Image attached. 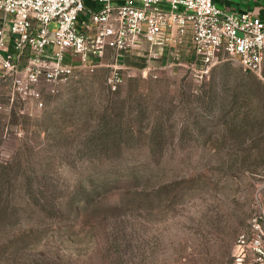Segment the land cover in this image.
<instances>
[{
  "label": "rangeland",
  "instance_id": "rangeland-1",
  "mask_svg": "<svg viewBox=\"0 0 264 264\" xmlns=\"http://www.w3.org/2000/svg\"><path fill=\"white\" fill-rule=\"evenodd\" d=\"M153 52L115 91L107 52L42 109L0 77V264H233L264 208V80Z\"/></svg>",
  "mask_w": 264,
  "mask_h": 264
},
{
  "label": "built area",
  "instance_id": "built-area-1",
  "mask_svg": "<svg viewBox=\"0 0 264 264\" xmlns=\"http://www.w3.org/2000/svg\"><path fill=\"white\" fill-rule=\"evenodd\" d=\"M91 2L0 0V77L23 102L42 109L44 94L56 95L80 70L94 72L108 50L141 52L145 42L155 58L156 45L177 49L186 37L202 75L233 59L264 80V18L250 11L227 12L215 0ZM110 68L107 84L115 91L123 81L116 54ZM233 264H264V208L237 236Z\"/></svg>",
  "mask_w": 264,
  "mask_h": 264
},
{
  "label": "crops",
  "instance_id": "crops-1",
  "mask_svg": "<svg viewBox=\"0 0 264 264\" xmlns=\"http://www.w3.org/2000/svg\"><path fill=\"white\" fill-rule=\"evenodd\" d=\"M215 2L227 12L250 11L254 15L259 16L261 18H264V0H215ZM91 3H92L91 0H86L87 6H90ZM2 17H3L2 13L0 12V20L2 19ZM6 23H5V29H6ZM144 47H145V49H144ZM184 47L191 48L188 37H186L183 40L182 45H180V51ZM149 48H150V45L148 43L144 42L142 44V51L141 52H132V53L118 52V53H114L113 50H108L107 52L110 51V52L116 54V61L119 60L121 63H123L122 64L123 66L122 67L119 66V67L124 68L126 66L128 67L129 62L133 63L134 61L136 62L139 59L148 58L147 51L149 50ZM154 48L160 51L159 45H156ZM191 54H192V50H191Z\"/></svg>",
  "mask_w": 264,
  "mask_h": 264
},
{
  "label": "trees",
  "instance_id": "trees-1",
  "mask_svg": "<svg viewBox=\"0 0 264 264\" xmlns=\"http://www.w3.org/2000/svg\"><path fill=\"white\" fill-rule=\"evenodd\" d=\"M191 48H189V47H184V48H182L181 49V57L183 58V59H187V60H190L191 59Z\"/></svg>",
  "mask_w": 264,
  "mask_h": 264
}]
</instances>
